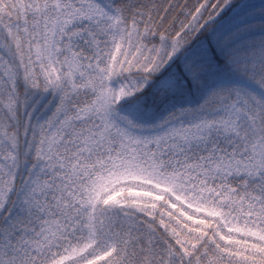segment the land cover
<instances>
[{"label":"snow or ice","instance_id":"1","mask_svg":"<svg viewBox=\"0 0 264 264\" xmlns=\"http://www.w3.org/2000/svg\"><path fill=\"white\" fill-rule=\"evenodd\" d=\"M0 264H264V0H0Z\"/></svg>","mask_w":264,"mask_h":264}]
</instances>
